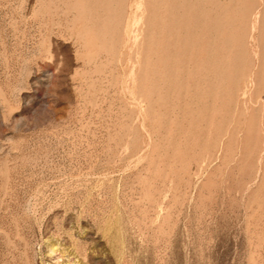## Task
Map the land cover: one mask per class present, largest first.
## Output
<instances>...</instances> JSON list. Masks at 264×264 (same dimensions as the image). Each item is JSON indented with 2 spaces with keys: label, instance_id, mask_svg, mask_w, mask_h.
Returning a JSON list of instances; mask_svg holds the SVG:
<instances>
[{
  "label": "rangeland",
  "instance_id": "374dc122",
  "mask_svg": "<svg viewBox=\"0 0 264 264\" xmlns=\"http://www.w3.org/2000/svg\"><path fill=\"white\" fill-rule=\"evenodd\" d=\"M0 264H264V0H0Z\"/></svg>",
  "mask_w": 264,
  "mask_h": 264
}]
</instances>
